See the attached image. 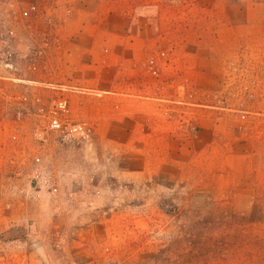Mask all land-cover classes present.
I'll return each instance as SVG.
<instances>
[{
  "label": "rangeland",
  "instance_id": "1",
  "mask_svg": "<svg viewBox=\"0 0 264 264\" xmlns=\"http://www.w3.org/2000/svg\"><path fill=\"white\" fill-rule=\"evenodd\" d=\"M253 254L264 0H0V264Z\"/></svg>",
  "mask_w": 264,
  "mask_h": 264
},
{
  "label": "built area",
  "instance_id": "2",
  "mask_svg": "<svg viewBox=\"0 0 264 264\" xmlns=\"http://www.w3.org/2000/svg\"><path fill=\"white\" fill-rule=\"evenodd\" d=\"M60 111H65L67 107L66 102H61L59 105ZM50 128L54 131L63 132L69 136L80 135L84 133L83 127L78 124H63L59 119L54 117L50 122Z\"/></svg>",
  "mask_w": 264,
  "mask_h": 264
},
{
  "label": "trees",
  "instance_id": "3",
  "mask_svg": "<svg viewBox=\"0 0 264 264\" xmlns=\"http://www.w3.org/2000/svg\"><path fill=\"white\" fill-rule=\"evenodd\" d=\"M224 257H225V255H224ZM251 264H256V261H261V260H264V254H260V256H258V258H257V256H256V254H253L252 256H251ZM237 264H239V263H237Z\"/></svg>",
  "mask_w": 264,
  "mask_h": 264
},
{
  "label": "crops",
  "instance_id": "4",
  "mask_svg": "<svg viewBox=\"0 0 264 264\" xmlns=\"http://www.w3.org/2000/svg\"><path fill=\"white\" fill-rule=\"evenodd\" d=\"M250 11V10H249ZM250 13H248V15H249ZM70 69V68H69Z\"/></svg>",
  "mask_w": 264,
  "mask_h": 264
}]
</instances>
